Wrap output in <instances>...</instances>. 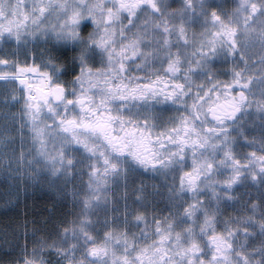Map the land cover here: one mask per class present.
<instances>
[{"label": "snow or ice", "instance_id": "6c2138e0", "mask_svg": "<svg viewBox=\"0 0 264 264\" xmlns=\"http://www.w3.org/2000/svg\"><path fill=\"white\" fill-rule=\"evenodd\" d=\"M0 264H264V0H0Z\"/></svg>", "mask_w": 264, "mask_h": 264}, {"label": "rangeland", "instance_id": "374dc122", "mask_svg": "<svg viewBox=\"0 0 264 264\" xmlns=\"http://www.w3.org/2000/svg\"><path fill=\"white\" fill-rule=\"evenodd\" d=\"M29 202H31V200H29Z\"/></svg>", "mask_w": 264, "mask_h": 264}, {"label": "trees", "instance_id": "16d2710c", "mask_svg": "<svg viewBox=\"0 0 264 264\" xmlns=\"http://www.w3.org/2000/svg\"><path fill=\"white\" fill-rule=\"evenodd\" d=\"M29 203H31V202H29Z\"/></svg>", "mask_w": 264, "mask_h": 264}]
</instances>
